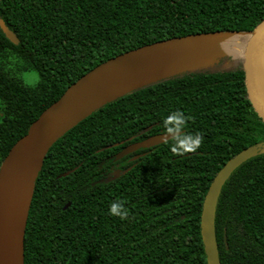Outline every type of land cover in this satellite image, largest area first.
Listing matches in <instances>:
<instances>
[{"label": "trees", "instance_id": "trees-1", "mask_svg": "<svg viewBox=\"0 0 264 264\" xmlns=\"http://www.w3.org/2000/svg\"><path fill=\"white\" fill-rule=\"evenodd\" d=\"M263 17L264 0H0L19 40L0 29V162L44 108L108 58L174 36L248 32ZM233 56L133 89L58 138L35 180L23 264H207L199 219L208 185L227 159L264 140L241 59L223 66ZM29 70L34 85L17 77ZM177 110L179 134L141 148L123 182L95 181L108 153L168 132L162 121ZM115 201L124 219L109 214ZM214 227L221 264H264V152L223 184Z\"/></svg>", "mask_w": 264, "mask_h": 264}, {"label": "water", "instance_id": "water-1", "mask_svg": "<svg viewBox=\"0 0 264 264\" xmlns=\"http://www.w3.org/2000/svg\"><path fill=\"white\" fill-rule=\"evenodd\" d=\"M0 29L10 42H19L1 18ZM234 51L241 52L247 97L264 121V17L248 32H198L135 47L99 63L69 84L28 125L0 162V264H23L24 232L35 180L47 151L58 138L103 104L133 89L211 66ZM179 133L150 135L127 145L118 156L159 144ZM263 152L264 140L246 146L213 175L203 196L199 219L207 264H221L214 227L221 188L235 168Z\"/></svg>", "mask_w": 264, "mask_h": 264}, {"label": "flooded vegetation", "instance_id": "flooded-vegetation-1", "mask_svg": "<svg viewBox=\"0 0 264 264\" xmlns=\"http://www.w3.org/2000/svg\"><path fill=\"white\" fill-rule=\"evenodd\" d=\"M144 139V138H143ZM142 140V139H141ZM140 141V140H137ZM131 141L123 145L118 151L114 152V154L108 153L105 156V159L103 160V169L100 171L98 179L95 181L98 182H123L122 179H120V176L124 173H126L131 166L135 163L136 159H138L141 155H143V151L141 150L142 147L134 149L130 152H127L121 156H118V153L124 149L127 145L131 144ZM117 143H114L116 145ZM134 162V163H133ZM102 163L99 165L101 167ZM75 168V167H74ZM74 168H69L68 170L58 174V176H63L70 171H72ZM94 182V181H92ZM69 203H66L63 208L68 206Z\"/></svg>", "mask_w": 264, "mask_h": 264}, {"label": "clouds", "instance_id": "clouds-1", "mask_svg": "<svg viewBox=\"0 0 264 264\" xmlns=\"http://www.w3.org/2000/svg\"><path fill=\"white\" fill-rule=\"evenodd\" d=\"M163 126L168 132H172L173 128H179L184 125V116L177 110L175 112L169 113L164 117L162 121ZM171 125V126H170ZM176 139H182V137H177ZM199 134H195L191 138V143L193 146L199 145ZM108 212L110 215H116L120 219H124L127 215L126 210L123 209L122 204L119 201H115L109 205Z\"/></svg>", "mask_w": 264, "mask_h": 264}, {"label": "rangeland", "instance_id": "rangeland-1", "mask_svg": "<svg viewBox=\"0 0 264 264\" xmlns=\"http://www.w3.org/2000/svg\"><path fill=\"white\" fill-rule=\"evenodd\" d=\"M228 59L230 61L225 62L223 66H231L233 64H230V62L232 63V61H237L238 59H241V52H238V56H233V57H228ZM15 73V72H14ZM17 77L23 81V83L27 84V85H34L37 81H38V74L36 71L34 70H29V71H20L17 73Z\"/></svg>", "mask_w": 264, "mask_h": 264}]
</instances>
